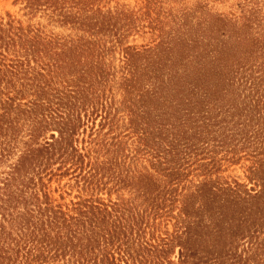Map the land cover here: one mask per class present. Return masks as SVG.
Masks as SVG:
<instances>
[{
	"label": "rangeland",
	"instance_id": "374dc122",
	"mask_svg": "<svg viewBox=\"0 0 264 264\" xmlns=\"http://www.w3.org/2000/svg\"><path fill=\"white\" fill-rule=\"evenodd\" d=\"M71 126L23 190L92 211L108 264H264V0H0V197Z\"/></svg>",
	"mask_w": 264,
	"mask_h": 264
},
{
	"label": "trees",
	"instance_id": "16d2710c",
	"mask_svg": "<svg viewBox=\"0 0 264 264\" xmlns=\"http://www.w3.org/2000/svg\"><path fill=\"white\" fill-rule=\"evenodd\" d=\"M48 109L49 111L52 110L49 113L52 119L56 115L61 120L70 117L77 110L73 106L61 107L59 105L51 106ZM63 128L59 132L58 140L44 143L37 149L36 154L34 153L36 149L33 147L26 148L19 160L25 173L20 172L21 167L14 165L10 178L7 179L4 187H2L3 190L0 197V264H3L4 259H7L6 252L11 248L10 245L16 248L18 243L20 241L24 242V240L25 243H32L37 248L33 256L35 261L44 260L48 254L52 258L60 257L65 252H68L69 256L67 258L66 255H63L65 262L62 264H108L107 259L111 258L103 253L106 245H102L101 240H104L103 242L109 245L113 241L115 233L110 229L107 232L101 229L98 230L99 224L97 220H94L88 214H93L92 211L80 210V216H71L70 219H67L65 213L54 209L47 198L46 205L42 206L41 203L34 202L33 197L27 198L24 193L22 186L24 178L30 179V182L34 181V173L40 170L39 168L45 158L48 164L53 156L52 153L59 151L62 154L66 151V147L63 144L67 137L73 134L74 127ZM5 149L3 148V150ZM162 157H166V155ZM26 159L29 160L28 165ZM28 173H33L31 178H28ZM12 186L15 189H12ZM20 204L23 205L20 207ZM5 230V235L7 236L3 238ZM50 231L51 234L52 232L55 233L53 237ZM12 234L18 235L17 240L5 242V239L10 238ZM61 241L65 242L64 245L62 244L63 246ZM27 252L31 253L29 250ZM133 252L129 253L130 258L132 257L130 259L131 264H133L132 259L136 256ZM187 256V252L184 254L180 253V262H187ZM30 258L31 255L26 256L28 264L32 262L29 261ZM126 261L129 262L128 259ZM192 264L199 263L192 262Z\"/></svg>",
	"mask_w": 264,
	"mask_h": 264
}]
</instances>
